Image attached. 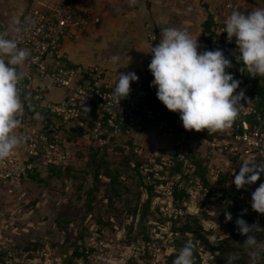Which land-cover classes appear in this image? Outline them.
<instances>
[{"label": "built area", "instance_id": "1", "mask_svg": "<svg viewBox=\"0 0 264 264\" xmlns=\"http://www.w3.org/2000/svg\"><path fill=\"white\" fill-rule=\"evenodd\" d=\"M244 2L230 0L226 10L230 14L235 9L242 10ZM20 21L25 27L31 26V30L22 33L19 46L30 49L32 56L18 69L25 73V78L20 85L24 103L22 124L16 131L27 140L9 159L0 162V181L7 185V195L21 202L28 196L24 180L30 172L42 164H70L73 146L66 132H72L73 128L85 131L82 140L88 148H100L113 157L132 153L145 156L147 150L142 139L146 141L149 133L154 132L170 144L165 153L157 154L154 169L149 170L153 174L156 191L165 199L160 213L169 220L183 216L185 209L175 205V188L182 182L193 184L196 189L189 188L188 195L199 194L205 188L197 175L196 165L189 157L191 135L182 121L176 124L167 120V111L153 107L143 90L131 92L118 107L112 95L118 78L101 65L68 66L66 43L79 42L94 22L91 13L82 10L73 0H35L28 16ZM216 22L205 34L210 42L209 51L223 50L233 65L227 71L236 77L243 62L236 58L235 39L229 42L227 33H223L226 22ZM0 34L16 37L14 30L9 33L1 25ZM152 41H156L155 35ZM151 60L149 56L143 77L152 84ZM240 90L245 92L246 98L241 101L243 108L239 118L231 128L217 131L212 139L205 142L215 153L241 158L249 156V160H244L246 165L254 157L264 160V126L260 124L263 115L255 104L260 97L255 93L254 82L243 80L237 92ZM36 102L40 104V110ZM85 107L90 111L87 112ZM169 115L174 121L180 119L178 113L169 111ZM179 167L181 169L176 170ZM105 181L109 180L105 178ZM105 248L103 242H92L75 264H98L92 253L103 252ZM129 251L128 261L138 264H143L148 258L149 264H173L170 259L174 252H165L154 240H138ZM13 257L8 253L7 264L14 263ZM197 261L195 259V264Z\"/></svg>", "mask_w": 264, "mask_h": 264}, {"label": "rangeland", "instance_id": "2", "mask_svg": "<svg viewBox=\"0 0 264 264\" xmlns=\"http://www.w3.org/2000/svg\"><path fill=\"white\" fill-rule=\"evenodd\" d=\"M8 1L11 5L14 0ZM14 2L15 9L27 8L29 5V0H15ZM143 2L147 5H145L144 14L141 15L142 18L138 22L146 24L147 39L151 44L154 35L156 40L158 38L162 40L163 29L177 26L178 29L187 30L193 39H198L200 45L198 51H208L204 46L203 26L208 17L215 13L214 8H211L210 0H179L175 1L176 3H168L167 0L159 2H154V0L145 2L143 0ZM4 7L6 12L12 11L9 5ZM220 7L218 8L221 10L222 7ZM189 8H191L190 12L188 11ZM227 11L223 10L224 14L218 15V17L221 16L227 20L230 13ZM157 17L159 20L155 21ZM215 19H217L216 16ZM128 48L123 46L117 49L112 48L109 53L102 54L100 57L112 54V56H119L122 61L124 57L134 59L136 54L127 52ZM94 61L98 62V60ZM98 63L102 62L99 61ZM145 70L146 68L143 74ZM202 132L205 133V131ZM202 132L189 131L191 135L189 147L194 160L207 164L211 187L208 186L207 188L204 185L205 182L203 181V183L200 179L205 191L194 195L187 194L192 200L184 204L180 202L177 204L179 207L184 205V208L186 205L188 214H196L203 220L206 228L203 234L208 239L209 244H213L217 240L229 236L228 222L226 219L221 220V218L225 216L224 213L226 212L223 207L227 206L230 209L233 208V205L228 206L227 201L220 197L221 195L219 197L214 196L212 189L216 187L220 173L239 174L241 166L227 162V159L212 152L205 142L207 135L205 133L204 137ZM142 145H145L146 155L149 159H155L159 152L165 153L170 144L155 135L150 137L147 144ZM81 151L82 155L76 156L74 159V166L80 172L89 161L87 147L81 148ZM160 156L162 155L160 154ZM114 158L119 161L121 159L120 157ZM252 162L255 160L253 159ZM148 163L150 165L151 161L147 162V165ZM112 167L114 169L121 168L122 188H127L120 199L113 198L109 187L106 188L103 183L99 184V188L95 186L92 175L86 176L88 179L84 180L85 189L81 191L79 190L81 183L79 179L69 178L64 181L48 179V174L44 173L42 179L46 180L47 184L33 182L28 196L21 202L7 197L0 190V264H5L4 260L7 254L5 252L9 250V252L14 253L13 264H65V260L69 259L75 251L83 249L87 251L89 245L94 241L96 243L103 242L106 246L103 252L92 253L95 255L98 264H138L134 261H128L131 256L129 250L138 240L148 241L142 229L143 226L147 230V236L153 237L154 241L165 252H173L172 250L167 251V248L171 247L167 242V236L169 237L170 233L162 222L165 217L160 213V206L164 197L156 189L155 192L160 195V199L162 196V200L157 199L154 203V206H157L159 202V210L158 212L153 211L154 206L151 202L147 211L148 217L144 218L147 210L146 203L150 196L147 185L151 183L155 188L154 180L150 179L149 183L147 180L137 179L134 169L125 164L118 166L113 164ZM146 169H154V164L146 167ZM140 171L146 172L145 166L140 168ZM253 186L254 189H250V192L241 196L240 206L243 208V212L246 210L243 217L249 220V225L257 227L256 233L264 230L261 222L262 219L264 220V214L255 212L251 207L252 193L259 187L258 185ZM191 187L194 188L195 186L188 184V182H182L179 191H184L185 188L187 193ZM228 188L225 187V190ZM136 210L137 214L135 213ZM204 214H207L211 219H206ZM61 216H66V218H61ZM58 218L64 222L62 229H59L56 223ZM143 219L145 220L143 221ZM166 220L168 219L166 218ZM189 238L191 241L198 240L194 248L195 259H200L202 264H214L216 262V253L211 251L206 244L200 242L196 235H190ZM149 259H145L143 264H149ZM250 264H264V260L258 258L253 261L251 258Z\"/></svg>", "mask_w": 264, "mask_h": 264}, {"label": "clouds", "instance_id": "3", "mask_svg": "<svg viewBox=\"0 0 264 264\" xmlns=\"http://www.w3.org/2000/svg\"><path fill=\"white\" fill-rule=\"evenodd\" d=\"M12 23L15 38L0 34V162L9 159L27 140L16 131L21 127L24 109L20 85L25 73L18 69L32 56L30 49L19 46L22 33L31 30V26L25 27L19 19H14ZM223 33H227L229 42L235 39L236 58L243 62L241 72L246 69L254 78L264 77V8L247 15L239 9L233 10ZM199 48L198 39H193L187 30L176 27L163 29L161 42L150 52L149 71L154 77L151 86L157 90L159 101L169 111L179 114L186 130L224 131L239 118L245 92H237L241 81L227 71L233 65L223 50L200 52ZM119 60V56L111 57L113 64H118ZM138 81L135 72L118 74L112 93L118 107L122 100L129 97L131 84ZM85 110L90 111L86 107ZM262 174L264 163L249 162L241 166L233 183L237 190L245 189L259 181ZM251 207L255 212L264 214V183L252 193ZM245 214L246 210L236 219V226L240 234L247 237L243 244L249 249L252 260L256 261L264 256V243L254 235L257 227L242 218ZM224 215L226 222L233 220L231 212L226 211ZM194 247L193 242L186 243L173 264H195ZM236 259L235 255H230L227 264H234Z\"/></svg>", "mask_w": 264, "mask_h": 264}, {"label": "trees", "instance_id": "4", "mask_svg": "<svg viewBox=\"0 0 264 264\" xmlns=\"http://www.w3.org/2000/svg\"><path fill=\"white\" fill-rule=\"evenodd\" d=\"M34 1L35 0H29V5L27 8V11H28L27 16L32 9ZM73 1H74V3L77 4V2L75 0H73ZM91 15H92V13H91ZM216 23H217L216 19L214 17L210 16V17H208L207 21L204 23V26H203V29H204V31H203L204 46L206 49H208V51H209L210 42L205 37V34H206V32L210 31L211 27L213 25H215ZM159 43H160V39L158 38V40H156L155 42L152 43V48L154 46L158 45ZM149 56L152 57V55L150 53L148 55V58H149ZM66 63L68 64L69 67H79V66L73 65L70 61H68ZM242 67H243V63L240 65L239 74L235 77V79L240 80L241 82L243 80L254 82L255 93H258L259 97H260L259 100L257 102H255V104L258 107L259 111L263 115V121L260 122V124L262 126H264V77H255L254 78V77L250 76V74L248 73V71L246 69L244 72H241ZM142 90L145 92L147 99L150 101V103L152 104L153 107L167 111V117H166L167 120H169L171 122H175L176 124H179L180 119L174 121L171 118V116L169 115V110L166 108V106L162 105L161 101H159V99L157 97V90L151 86L150 80H147V81L145 80ZM30 101H33L32 98H30ZM35 104L37 106V109L40 110V104L37 102ZM28 110L30 111V109H28ZM66 133L69 136L70 142L72 143V146H73V157H72L70 164L68 166H47V165L42 164L40 168L30 172L24 180V188L28 191V193L30 191V188H31V185L33 184V182L34 183L35 182H38V183L41 182V184H47L46 180L42 179V175L44 173L48 174V179H58L60 181H64V180L69 179V178H72L75 180L79 179L81 181L80 186H79V190H81V191L85 189L84 180L88 179V177H86V176L92 175V177L94 179L95 186H97L99 188V184L103 183L106 188L109 187L113 198L120 199L123 197L124 191H127V188L126 187L122 188V183H121L122 171H121V168L114 169L112 167L113 164H116V166L121 165V164L122 165L125 164L126 166H128L130 168L132 167V169H134V171L137 174V177H136L137 179H140L143 181L147 180V181H149V183L151 180H154L152 172L149 171L151 169H146V167H149L152 164H155L154 162H155V160H157L156 158L155 159H153V158L149 159V157L147 155L140 156L136 153H132L130 155L120 157L121 159L119 161L116 158H114L113 156L108 155L106 153V151H103L100 148H96V147L88 148V146L86 144H84V142L82 140V138L85 134V131H82V130L77 129V128H73L72 132H66ZM205 133L202 132V135L204 137H205V135H207V138H205V139H209V140L213 138L214 134H216V132H214V133L205 132ZM190 143H191V139H190ZM188 146H189V144H188ZM85 147H87V149L89 150V161L87 162L86 167L80 172L74 166V159L76 158V156L82 155L81 148H85ZM189 154H190V156H189L190 159L192 160V162L197 167L198 177L200 179H202V182L203 181L205 182L204 185L207 188H208V186L211 187V182L208 179V166H207V164L205 162H198V161L194 160L193 153H191L190 147H189ZM216 155L221 156L224 159H227V162L237 164L239 166L244 165V160H246V161L249 160V156L241 158L239 156H235V155L228 154V153H225V154L216 153ZM251 159L252 160L254 159L256 163H264V160L259 158V157H254ZM252 160L250 162H252ZM150 161H151L150 165H149V163L147 165V162H150ZM144 166H145L146 172H141L140 168H143ZM180 169H181V167L176 168V170H180ZM235 175L236 174H232L231 172H228L225 174L220 173V175H218L219 180L217 182V185L214 189H212L214 196L219 197L221 195L220 197H222L223 199H225L227 201L228 206L233 205V208H230V209H228L227 206L223 207V209H226V211L231 212L232 216H233V220L231 222H228V227L230 230L229 236L226 237L225 239L217 240L215 243L209 244L208 239L203 234V232L206 229L204 226L203 220H201L199 218V216L196 214H188L186 205H185V208H184V205H182L186 212L180 218H178L176 220H169V219L166 220V218H164L165 220H163L162 222H164L166 229H168L169 233H170L169 237L167 236V242L171 247L167 248V251L172 250L174 252L173 256L170 259L172 261V263L177 258L180 249H182L186 243L191 241L189 236L190 235H192V236L196 235L200 242L206 244L211 251L216 253V257H215L216 262H214V264H227V259L230 255H235L237 257V259L234 261V264H250L251 257L249 255V249H247L243 244L244 241L247 239V237L240 234L239 229L236 226V219L240 218L241 213L243 212V208L240 206L241 196L244 193L250 192V189H254L253 185L260 186L261 183H264V174L261 175L260 180L257 181L255 184L248 186L245 189H241V190H237L235 184L233 183V179H234ZM105 178H107L109 181H105ZM147 187L149 189V192H150L149 195L150 196H149V199L146 203V209L147 210L145 211L144 218L148 217L147 211L149 210V206L151 205V202L153 203V206H154L155 201L157 199H160L159 198L160 195L156 194L155 188L151 183L148 184ZM179 187L180 186H177L175 188V205H177V206H178V204H177L178 202H180L181 204H184L185 202L187 203V202L192 200L187 195L185 188H184V191H179ZM225 187H229L228 190H225ZM0 190L3 191L7 197H9L6 193L8 190V187L2 181H0ZM209 193H210V191H209ZM160 200H162V196H161ZM163 201H165V199H163ZM159 206H160V204L158 202V205L154 206L152 208L153 211L158 212ZM135 213L137 214V210L135 211ZM204 216L206 217V219H211L208 217L207 214H204ZM61 218H66V216H64V217L61 216ZM61 218H58L57 222H56L59 229H62V227L64 225V222ZM242 218L245 219L247 222H249V220L247 218H244L243 216H242ZM222 219H225V216H223V218H221V220ZM144 220L145 219H143V221ZM261 222H262L263 228H264V220L262 219ZM151 228H150V230H151ZM142 229L145 232V235H146V238H148V241L154 240L153 237L147 236V230H146V228H144V226L142 227ZM148 235H149V232H148ZM254 235L256 236V238L259 242L264 243V230L256 232ZM197 241L194 240L191 242H193L194 245L196 246ZM9 251L5 252V253H7L5 255L6 259L4 260L5 264H7L8 253H12L14 256V253L9 252ZM85 252H86L85 249L75 251L74 254L71 257H69V259L65 260V264H75L76 259L79 258L80 256L84 255ZM196 254L198 255V253H196ZM260 258L262 260H264V256H262ZM14 259H15V257H13V260ZM196 264H202L200 259L198 260V262Z\"/></svg>", "mask_w": 264, "mask_h": 264}, {"label": "crops", "instance_id": "5", "mask_svg": "<svg viewBox=\"0 0 264 264\" xmlns=\"http://www.w3.org/2000/svg\"><path fill=\"white\" fill-rule=\"evenodd\" d=\"M14 1H12L10 5L8 0H0V25L9 33H13L15 27L12 21L14 19L22 20L26 18L28 12V7L15 9ZM75 1L80 8L92 13L94 22L84 32L79 42L66 43L65 50L68 54L69 61L73 65L79 67L101 65L113 72L117 78L119 73L135 72L139 77V81L131 84V91H141L145 82L143 71L146 68L148 55L152 50V44L147 39L148 33L145 29L146 24H140L138 22L142 18L141 15L144 14L143 10H145V5H147V3H144L143 0H134V2L133 0ZM144 1L147 2V0ZM155 1L159 2L161 0H154V2ZM167 1L168 3H176L175 1L179 0ZM229 1L230 0H210V3H212L211 8H214L215 11L212 17L215 18L216 16L218 21L225 23L226 19L221 16L224 14L223 10H226L225 6ZM5 5H9L12 11L6 12L4 9ZM220 6L222 7L221 10L218 8ZM260 8H264V0H245L241 11L247 15L253 10ZM218 15L221 16L218 17ZM230 15L229 13L228 18ZM157 20H159V17H157L155 21ZM120 46L129 47L127 52H134V54H136L135 58L129 59L124 57L123 61L119 60L118 64H113L110 58L112 54H110V56L108 54L104 57H100L102 54L109 53L112 48L117 49ZM94 60H98V62L101 61L102 63L95 62ZM152 133L153 132L149 133L148 139L143 141V144H147L150 137L156 135L155 133L152 135Z\"/></svg>", "mask_w": 264, "mask_h": 264}]
</instances>
